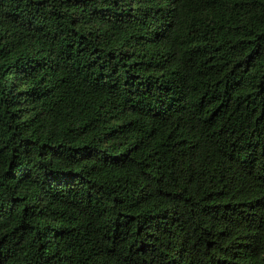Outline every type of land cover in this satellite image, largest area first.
Instances as JSON below:
<instances>
[{"label": "trees", "instance_id": "16d2710c", "mask_svg": "<svg viewBox=\"0 0 264 264\" xmlns=\"http://www.w3.org/2000/svg\"><path fill=\"white\" fill-rule=\"evenodd\" d=\"M0 264H264V0H0Z\"/></svg>", "mask_w": 264, "mask_h": 264}]
</instances>
